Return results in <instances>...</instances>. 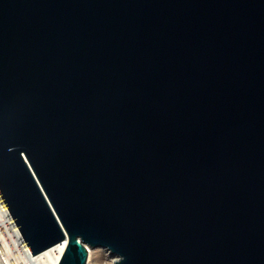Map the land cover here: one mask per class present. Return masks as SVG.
<instances>
[{
	"label": "water",
	"instance_id": "obj_1",
	"mask_svg": "<svg viewBox=\"0 0 264 264\" xmlns=\"http://www.w3.org/2000/svg\"><path fill=\"white\" fill-rule=\"evenodd\" d=\"M0 194L59 264H264V0H0Z\"/></svg>",
	"mask_w": 264,
	"mask_h": 264
},
{
	"label": "built area",
	"instance_id": "obj_2",
	"mask_svg": "<svg viewBox=\"0 0 264 264\" xmlns=\"http://www.w3.org/2000/svg\"><path fill=\"white\" fill-rule=\"evenodd\" d=\"M65 241L32 254L0 194V264H55L65 251Z\"/></svg>",
	"mask_w": 264,
	"mask_h": 264
},
{
	"label": "rangeland",
	"instance_id": "obj_3",
	"mask_svg": "<svg viewBox=\"0 0 264 264\" xmlns=\"http://www.w3.org/2000/svg\"><path fill=\"white\" fill-rule=\"evenodd\" d=\"M95 250H100L101 255H99V256L92 255L91 257L89 256L88 257V262L90 264H109L111 259L115 258V256H113L110 252L106 251L103 248H95Z\"/></svg>",
	"mask_w": 264,
	"mask_h": 264
},
{
	"label": "bare ground",
	"instance_id": "obj_4",
	"mask_svg": "<svg viewBox=\"0 0 264 264\" xmlns=\"http://www.w3.org/2000/svg\"><path fill=\"white\" fill-rule=\"evenodd\" d=\"M64 246H65V248H64V250L66 249V246H67V241H65L64 242ZM105 252V251H104ZM64 253V252H63ZM103 253V252H102ZM63 255V254H62ZM92 255H96V256H99V255H101V252H100V250H95V249H91L90 251H89V256L91 257ZM115 260V258L114 259H111V261H110V263L109 264H112V262ZM59 262H60V258L55 262V264H59Z\"/></svg>",
	"mask_w": 264,
	"mask_h": 264
}]
</instances>
